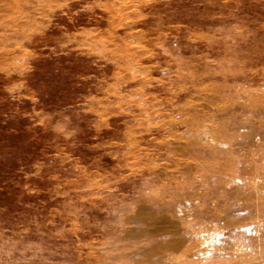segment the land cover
<instances>
[{"label": "rangeland", "instance_id": "374dc122", "mask_svg": "<svg viewBox=\"0 0 264 264\" xmlns=\"http://www.w3.org/2000/svg\"><path fill=\"white\" fill-rule=\"evenodd\" d=\"M0 264H264V0H0Z\"/></svg>", "mask_w": 264, "mask_h": 264}]
</instances>
